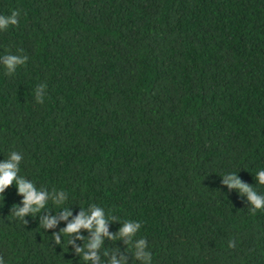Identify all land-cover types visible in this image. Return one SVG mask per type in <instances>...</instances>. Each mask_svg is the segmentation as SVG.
Masks as SVG:
<instances>
[{
	"label": "trees",
	"instance_id": "16d2710c",
	"mask_svg": "<svg viewBox=\"0 0 264 264\" xmlns=\"http://www.w3.org/2000/svg\"><path fill=\"white\" fill-rule=\"evenodd\" d=\"M15 10L0 32V161L21 153L48 206L20 219L15 183L0 197L5 264H142L135 240L104 236L94 262V230L64 237L94 205L113 236L142 224L152 264H264V211L224 183L236 173L264 194V0H0ZM9 54L28 57L14 74Z\"/></svg>",
	"mask_w": 264,
	"mask_h": 264
},
{
	"label": "clouds",
	"instance_id": "9594fccd",
	"mask_svg": "<svg viewBox=\"0 0 264 264\" xmlns=\"http://www.w3.org/2000/svg\"><path fill=\"white\" fill-rule=\"evenodd\" d=\"M20 11H12L8 15L0 14V32L7 31L13 26L19 24ZM4 66L8 74H14L19 66L25 65L28 57L24 55L9 54L3 58ZM46 84H41L36 89V99L39 103H44L46 95ZM24 157L21 153L13 151L10 157L4 161H0V197L5 198L6 190L15 183L18 188V193L23 195V207L16 205L13 209V214L20 219H23L28 214L35 215L42 212L48 206V192L46 190L38 189L36 184L27 178L20 175V165ZM256 179L260 185H264V170L258 171ZM224 183L232 189H238L241 194H247V198L252 205L253 212L259 210L264 211V194L258 193L252 186L242 182L236 173H231L225 176ZM67 196L62 191L58 196H53L52 203L57 207H64ZM18 209V210H17ZM73 215L72 211L64 207V213L61 219L67 221ZM113 219L105 214V211L100 206H93L91 214L82 212L74 220L67 224V227L62 230L64 237L71 236L74 233H79L81 229L94 230V238L88 243L89 251L84 254V259L98 261L99 256L97 250L103 245V237L126 239L129 243L135 240L134 255L137 261L142 264H152L153 255L149 250V243L145 238H137L138 233L142 228V224L135 220H126L121 222L122 227L119 230L118 237L113 236L109 232V220ZM56 217H49L44 221V227L53 228L57 225ZM59 242V236L56 237ZM68 243H72L69 240ZM230 247H235V242L231 241ZM83 251V249H78ZM0 264H5V261L0 257ZM111 264H127L126 258L117 259L113 256Z\"/></svg>",
	"mask_w": 264,
	"mask_h": 264
}]
</instances>
